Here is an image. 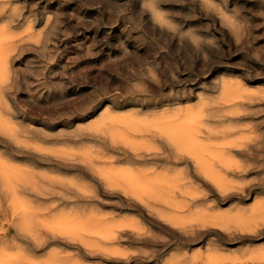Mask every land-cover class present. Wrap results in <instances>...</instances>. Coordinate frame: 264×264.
<instances>
[{
  "label": "rangeland",
  "instance_id": "374dc122",
  "mask_svg": "<svg viewBox=\"0 0 264 264\" xmlns=\"http://www.w3.org/2000/svg\"><path fill=\"white\" fill-rule=\"evenodd\" d=\"M26 25L31 27L26 28ZM36 33L37 37H32ZM26 36L33 40L28 41ZM0 59V124L5 125V129L0 125V246H3L0 251L5 246L4 252L17 264H48L57 257L63 262L73 258L81 264H115L107 262L103 256L140 258L153 253L162 264L172 254H193L199 247L196 253L201 252L204 256L209 251L216 255L222 253V259L227 255L226 264H264V219L260 220V216L264 217V0H0ZM194 111L199 115L202 113V122L195 123L197 115ZM171 113H177L178 118ZM184 113L191 114V118L187 117L190 123ZM164 114L173 119L169 121V117L167 121L168 116L164 117ZM179 118H186V121L183 119L184 126ZM146 120L147 123H143ZM175 120L180 122L174 123ZM115 121H118L117 125ZM126 121L129 124H125ZM170 123L171 127L167 126ZM179 125L195 131L199 140L192 144V150L190 143H175L174 140L170 144L173 138L163 137L167 132L163 131L164 126L182 129ZM154 126L160 127V133ZM219 127L215 133V128ZM3 131L9 132V136H4ZM132 137L142 138L135 140H140L135 145L139 147L137 150L132 146L135 142ZM226 140L229 144H224ZM142 141H146L144 145ZM180 146L183 152H179ZM38 148L42 149L41 153ZM176 148L180 149L178 154ZM60 152L62 156H59ZM212 155L217 156L216 159L219 157L218 161ZM220 160V164L225 161L226 165H220ZM229 160H232L231 164ZM199 161L215 168L211 170ZM207 161L210 162L207 164ZM113 170L123 173L112 175ZM177 172V182L172 181ZM216 172L222 173L219 174L222 177ZM167 174H170L169 183L166 182L169 178H164ZM220 178L225 180L222 179L218 186ZM169 189L173 191L169 192ZM89 191L93 194L89 195ZM20 198H25V202L21 201L22 209L27 211L20 210ZM26 201L31 204L32 211ZM252 205L260 207L254 209ZM201 206L204 211H198ZM153 207L156 212L151 209ZM23 211L25 216L21 214ZM107 221H116L117 226L110 229L108 223L109 227L104 228ZM99 226L102 227L99 229ZM105 238L107 240H103ZM92 242L97 246L92 247ZM86 245H92L91 249L84 248ZM111 245L113 247L109 249ZM104 248L109 249L106 250L108 254L102 252ZM119 249V254L123 251L122 255L118 254ZM124 251L127 255H123Z\"/></svg>",
  "mask_w": 264,
  "mask_h": 264
},
{
  "label": "bare ground",
  "instance_id": "6f19581e",
  "mask_svg": "<svg viewBox=\"0 0 264 264\" xmlns=\"http://www.w3.org/2000/svg\"><path fill=\"white\" fill-rule=\"evenodd\" d=\"M6 1H7V0H6ZM150 4H151V2H150ZM150 6H151V5H150ZM152 8H153V7H152ZM1 9H2V8H1ZM3 9H4V8H3ZM154 9H155V8H154ZM151 10H152V9H151ZM152 15H153V14H152ZM14 16H15V15H14ZM22 17H23V16H22ZM25 18H26V16H25ZM46 18H47V17H46ZM48 18H49V17H48ZM48 18H47V19H48ZM152 18H153V17H152ZM156 18H157V17H156ZM22 19H23V18H22ZM48 20H49V19H48ZM154 20H155V19H154ZM157 20H158V19H157ZM29 23H30V22H29ZM27 24H28V23H27ZM47 24H48V22L46 23V26H47ZM1 25H3V24H1ZM6 25H7V24H6ZM28 25H29V24H28ZM30 25H31V23H30ZM44 25H45V24H44ZM19 26H20V25H19ZM26 26H27V25H26ZM7 27H8V26H7ZM29 27H31V26H29ZM29 27L27 26L26 28H29ZM1 28H2V27H1ZM44 28H45V27H44ZM30 29H32V28H30ZM30 29L28 30V32L30 31ZM40 29H41V28H40ZM155 29H156V28H155ZM2 30H3V29H2ZM14 30H15V29H14ZM24 30H26V29H24ZM163 30H165V29H163ZM16 31H19V30H16ZM26 31H27V30H26ZM26 31H24L25 34L28 33V32H26ZM32 31H33V30H31V32H32ZM38 31H40V30H38ZM38 31H37V32H38ZM42 31H43V30L41 29V34H42ZM24 32H23V33H24ZM160 32H161V31H160ZM164 32H165V31H164ZM20 33H21V32H19V34H20ZM121 33H122V32H121ZM37 34H38V33H36V35H32V37H33V36H36V37H37ZM16 35H17V34H16ZM20 35H21V34H20ZM17 36H18V35H17ZM17 36H16V38H17ZM29 36H30V35H29ZM29 36H28V37H29ZM23 37H24V36H23ZM26 37H27V36H26ZM28 37L26 38L27 40L30 39V38H28ZM191 37H192V36H191ZM193 37H194V36H193ZM193 37H192V38H193ZM196 38H197V36H196ZM196 38H194V39H196ZM36 39H37V38H36ZM38 39H39V37H38ZM38 39H37V40H38ZM30 40H33V39L31 38ZM28 41H29V40H28ZM35 41H36V40H35ZM32 42H33V41H32ZM39 42H40V39H39ZM39 42H38V43H39ZM27 44H28V43H27ZM35 44H37V43L35 42ZM29 45H30V44H29ZM37 45H39V44H37ZM5 47H6V46H5ZM20 47H21V46H20ZM49 47H50V46H49ZM21 51H22V50H21ZM37 53H38V52H37ZM7 56H8V55H7ZM17 57H18V56H17ZM22 57H23V56H22ZM56 59H57V58H56ZM0 60H2V59H0ZM51 63H52V62H51ZM53 64H54V63H53ZM68 65H69V64H68ZM78 65H79V64H78ZM156 65H157V64H156ZM41 66H42V65H41ZM51 67H52V66H51ZM68 67H69V66H68ZM2 68H3V67H2ZM41 68H42V67H41ZM48 69H49V68H48ZM6 71H7V70H6ZM0 73H1V72H0ZM34 77H35V76H34ZM5 78H6V76H5ZM50 78H51V76H50ZM2 79H3V78H2ZM52 80H53V79H52ZM8 81H9V80H8ZM146 82H147V81H146ZM146 82H145V84H146ZM222 82H225V81H222ZM7 83H8V82H7ZM60 83H61V82H60ZM261 83H262V82H261ZM112 84H113V83H112ZM221 84H222V83H221ZM36 85H37V84H36ZM151 85H152V84H151ZM225 85H226V84H225ZM231 85H232V84H231ZM235 85H236V84H235ZM0 86H1V85H0ZM230 87H231V86H229V88H230ZM88 88H89V87H88ZM88 88H87V89H88ZM225 88H226V86H225ZM225 88H224V89H225ZM229 88H228V90L230 91ZM238 88H239V87H238ZM39 89H40V88H39ZM226 89H227V88H226ZM226 89H225V90H226ZM241 89H242V88H241ZM245 90H246V89H245ZM107 91H108V90H107ZM152 91H153V89H152ZM222 91H223V95H225V94H224V90H222ZM226 91H227V90H226ZM235 91H236V90H235ZM240 91H241V90H240ZM41 92H42V91H41ZM39 93H40V92H39ZM57 93H58V92H57ZM226 93H227V92H226ZM237 93H238V91H237ZM0 94H2V92H1ZM231 94H232V92H231ZM241 94H242V93H241ZM253 94H254V93H253ZM221 95H222V94H221ZM221 95H220V96H221ZM238 95H240V94H238ZM44 96H45V95H44ZM110 96H111V95H110ZM230 96H231V95H230ZM230 96H229V97H230ZM251 96H252V95H251ZM201 97H202V96H201ZM208 97H209V95H208ZM202 98H203V100H205L204 97H202ZM202 98H201V99H202ZM234 98H235V96H234ZM241 98H242V97H241ZM100 99H102V98H100ZM223 99H224V98H223ZM225 99H226V98H225ZM236 99H237V98H236ZM249 99H250V98H249ZM263 99H264V98H263ZM239 100H241V99H239ZM253 100H254V99H253ZM99 101H100V100H99ZM205 101H206V100H205ZM205 101H203V102H205ZM221 101H222V100H221ZM233 101L235 102V100H233ZM237 101H238V100H237ZM251 101H252V100H251ZM200 102L202 103V101H200ZM206 102H208V100H207ZM206 102H205V103H206ZM258 102H259V101H258ZM97 103H98V102H97ZM97 103H96V104H97ZM129 103H130V102H129ZM153 103H154V102H153ZM225 103H226V102H225ZM107 104H108V103H107ZM151 104H152V103H151ZM211 104H216V103H211ZM26 105H27V104H26ZM160 105H161V104H160ZM205 105H206V104H205ZM24 106H25V105H24ZM200 106H201V105H199V107H200ZM211 106H213V105H211ZM9 107H10V106H8L7 108H9ZM50 107H51V106H50ZM164 107H165V106H164ZM167 107H168V106H167ZM177 107H178V106H177ZM188 107H189V106H188ZM197 107H198V106H197ZM205 107H206V106H205ZM229 107H230V105H229ZM26 108H27V107H26ZM105 108H107V107H105ZM105 108H104V109H105ZM172 108H173V107H172ZM189 108H190V107H189ZM203 108H204V105H202V108H201V109L203 110ZM211 108H212V107H211ZM232 108H233V107H232ZM236 108H237V107H236ZM236 108H235V109H236ZM167 109H168V108H167ZM176 109H177V108H176ZM191 109H192V108H191ZM107 110H108V109H107ZM107 110H106V111H107ZM148 110H149V109H148ZM173 110H174V109H173ZM188 110H189V109H188ZM188 110L186 109L185 111L188 112ZM231 110H233V109H230V111H231ZM239 110H240V109H239ZM179 111H180V110H179ZM198 111L200 112V110H198ZM209 111H211V110H209ZM226 111H227V110H226ZM237 111H238V110H237ZM257 111H258V110H257ZM98 112H99V111H98ZM98 112H97V113H98ZM103 112L105 113L104 110H103ZM109 112H110V111H109ZM162 112H163V111H162ZM167 112H169V111H167ZM167 112H166V113H167ZM175 112H176V111H175ZM191 112H192V111H190V113H191ZM194 112H195V111H194ZM232 112H233V111H232ZM234 112L237 113L236 111H234ZM234 112H233V113H234ZM238 112H239V111H238ZM247 112H248V111H247ZM250 112H251V110H250ZM87 113H88V112H87ZM89 113H90V112H89ZM104 113H103V114H104ZM110 113H111V112H110ZM132 113H133V112H132ZM177 113L179 114V112H177ZM177 113H176V114L173 113V114H175L176 117H177ZM210 113H211V112H209V114H210ZM226 113H227V112H226ZM233 113H231V115H232ZM253 113H254V111H253ZM103 114H102V115H103ZM114 114H115V113H114ZM116 114H117V113H116ZM116 114H115V115H116ZM129 114H130V113H129ZM173 114L171 113V115H173ZM184 114H185V113H184ZM194 114H196V112H195ZM201 114H202V113H201ZM201 114H200V115H201ZM214 114H215V113H214ZM216 114H217V113H216ZM240 114H241V112H240ZM46 115H47V114H46ZM98 115H99V114H98ZM109 115H110V114H109ZM119 115L121 116V114H119ZM168 115H169V113H168ZM168 115H167V114H164V117H165V116H168ZM171 115L168 116V118H166L167 121H168L169 117H170L169 121H171V118H172ZM175 115H174V116H175ZM185 115H188V116H186V118H187V117H189L191 114L189 115V113H187V114H185ZM196 115H197V118H196L195 120H197V121H196L195 123L202 122V121H201L202 117H201L198 113H197ZM196 115H195V117H196ZM198 115L201 117L199 121H198V118H199ZM206 115H207V114H206ZM212 115H213V114H212ZM234 115H235V114H234ZM248 115H249V114H248ZM2 116H3V115H2ZM6 116H7V115H5V117H6ZM47 116H48V115H47ZM137 116H138V115H137ZM147 116H148V115H147ZM161 116H162V113H161ZM178 116H179V115H178ZM192 116H194V115L192 114ZM202 116H205V113H203ZM217 116H220V117H221V115H217ZM259 116H260V115H259ZM0 117H1V116H0ZM7 117H8V116H7ZM101 117L104 118V116H101ZM114 117H117V116H114ZM114 117H112V118H114ZM130 117H131V115H128V118H130ZM155 117H156V116H155ZM164 117H163V119H165ZM176 117H174V118H176ZM179 117H180V116H179ZM208 117H209V116H208ZM214 117H215V115H214ZM244 117H245V116H244ZM246 117H247V116H246ZM103 118H102V119H103ZM125 118H126V116H125ZM132 118H133V115H132ZM138 118H139V117H138ZM138 118H137V119H138ZM142 118H144V117H142ZM145 118H146V117H145ZM177 118H178V117H177ZM186 118H183V119L186 121ZM189 118H191V116H190ZM253 118H254V117H253ZM24 119H25V118H24ZM72 119H73V118H72ZM97 119H99V118H97ZM115 119H116V118H115ZM135 119H136V117H135ZM147 119H152V118H147ZM155 119H156V118H155ZM172 119H173V118H172ZM180 119H182V118H179V120H180ZM183 119L180 120V121H183V126H184V120H183ZM192 119H193V117H192ZM227 119H228V118H227ZM262 119H263V118H262ZM95 120H96V119H95ZM100 120H101V119H100ZM109 120H110V117H109ZM122 120H124V119H122ZM131 120H133V119H131ZM152 120L154 121V117H153ZM157 120H160V118H157ZM157 120H156V122H157ZM179 120H178V121H179ZM187 120H188L187 122H189V119H188V118H187ZM195 120H194V121H195ZM220 120H221V119H220ZM220 120H219V121H220ZM5 121H6V120H5ZM92 121H93V120H92ZM98 121H99V120H98ZM113 121H114V120H113ZM118 121H119V119H118ZM118 121H117V122H118ZM120 121H121V120H120ZM120 121H119V122H120ZM128 121H129V120H128ZM128 121H126V122H124V123L127 124ZM149 121H150V120H149ZM149 121H148V122H149ZM160 121H162V119H161ZM160 121H159V122H160ZM178 121L175 120L174 123H175V122L178 123ZM180 121H179V122H180ZM191 121H192V120H191ZM12 122H13V121H12ZM90 122H91V121H90ZM95 122L97 123V121H95ZM102 122H103V120H102ZM111 122H112V121H111ZM115 122H116V121H115ZM117 122H116V125H117ZM130 122H131V121H130ZM135 122L139 123L137 120H135ZM165 122H166V120H165ZM192 122H193V121H192ZM206 122H207V121H206ZM221 122H222V120H221ZM255 122H256V121H255ZM257 122H258V121H257ZM261 122H262V121H261ZM103 123H104V122H103ZM112 123H114V122H112ZM112 123H111V124H112ZM124 123H122V125H123ZM131 123H132V122H131ZM143 123H147V120H146V122H143ZM149 123H150V122H149ZM160 123L162 124L163 122H160ZM177 123L175 124L176 127H178V126H177ZM189 123H190V122H189ZM193 123H194V122H193ZM195 123H194V124H195ZM5 124H6V123H5ZM11 124H12V123H11ZM13 124L16 126L15 123H13ZM13 124H12V126H13ZM50 124H53V123H50ZM50 124H49V125H50ZM57 124H58V122H57ZM125 124H124V126H125ZM128 124H129V122H128ZM140 124H141V123H140ZM140 124H139V126H140ZM157 124H159V123H157ZM161 124H159V125H161ZM164 124H165V123H164ZM191 124H192V123H191ZM217 124H218V122H217ZM217 124H216V125H217ZM258 124H259V123H258ZM258 124H257V125H258ZM0 125H1V124H0ZM7 125H8V124H7ZM9 125H10V124H9ZM84 125H85V124H84ZM95 125L97 126V124H95ZM107 125H108V124H107ZM120 125H121V124H120ZM120 125H119V126H120ZM137 125H138V124H137ZM141 125H142V124H141ZM144 125H145V128H147V127H146V124H144ZM151 125H152V124H151ZM155 125H156V124H155ZM165 125H166V124H165ZM188 125H190V124H188ZM199 125H201V124H199ZM202 125H204V122L202 123ZM202 125H201V126H202ZM213 125H214V124H213ZM219 125H220V124H219ZM243 125H244V124H243ZM3 126H4V127H2V125H1V127L5 129V125H3ZM78 126H79V125H78ZM89 126H90V125H89ZM102 126H103V125H101V127H102ZM104 126H105V125H104ZM111 126H112V125H111ZM139 126H137V128H140ZM167 126L171 127V123H170V125L167 124ZM167 126H164V128H165V127H166V128L163 130V131H167L166 134L163 135L165 132H164V133L162 132V133H163L162 135H163V137H165L166 135H169V137L171 136V137L173 138L172 140L170 139V140H171V141H170V144H171V142L174 141V140H176L175 143H177V141H179V143L184 141L183 143L186 142V143H190V144H191L190 147H191V150H192V144H196V143L198 142V140H199V139L197 138V136L194 135V134H195V133H194L195 131H194L193 129H189V128H186V127L183 128V127H181L180 125H179V126H180L182 129H179V128H178V129H177V128H169V127H167ZM173 126H174V125H173ZM196 126H197V125H195V127H196ZM211 126H212V125H211ZM222 126H224V125H222ZM225 126H226V124H225ZM13 127H14V126H13ZM31 127H33V126L31 125ZM79 127H80V126H79ZM81 127H82V125H81ZM128 127H129V125H128ZM130 127H131V126H130ZM154 127H156V126H154ZM157 127H158V126H157ZM157 127H156L155 129H156V130H159L160 127H159V128H157ZM162 127H163V126H162ZM187 127H188V126H187ZM199 127H200V126H199ZM204 127H205V125H204ZM228 127H231V126L229 125ZM235 127H236V126H235ZM2 128H1V129H2ZM15 128H16V127H15ZM75 128H76V127H75ZM82 128H83V127H82ZM97 128H98V127H97ZM107 128H108V127H107ZM131 128H132V127H131ZM142 128H144V127H142ZM201 128H203V126H202ZM207 128H208V127H207ZM210 128H211V127H210ZM6 129H7V128H6ZM10 129H11V127L9 128V132L11 131ZM16 129L18 130V128H16ZM78 129H79V128H78ZM113 129H114V128H113ZM140 129H141V128H140ZM147 129H148V128H147ZM151 129H152V128H151ZM151 129H150V130H151ZM155 129H154V130H155ZM162 129H163V128H162ZM162 129H161V131H162ZM203 129H204V128H203ZM208 129H209V128H208ZM219 129H220V127L217 128V129L215 128V130H216L215 133H217V131H218ZM222 129H224V128H222ZM231 129H232V127H231ZM231 129H230V130H231ZM233 129H234V128H233ZM235 129H236V128H235ZM235 129H234V130H235ZM17 130L15 131V133L17 132ZM103 130H104V129H103ZM115 130H117V129H115ZM121 130H122V129H121ZM123 130H124V128H123ZM128 130H129V129H128ZM135 130H137V129H135ZM138 130H139V129H138ZM142 130H143V129H142ZM156 130H155V131H156ZM195 130H197V129L195 128ZM199 130H200V129H199ZM230 130H229V131H230ZM27 131H28V130H27ZM71 131H72V130H71ZM95 131H96V130H95ZM97 131H99V130H97ZM145 131H146V130H145ZM151 131H152V130H151ZM211 131H212V129H211ZM226 131H227V130H226ZM235 131H236V130H235ZM1 132H2V131H1ZM5 132H6V131H5ZM7 132H8V131H7ZM9 132H8V133H9ZM12 132H13V131H12ZM24 132H25V131H24ZM29 132H30V131H29ZM89 132H90V131H89ZM100 132H101V131H100ZM111 132H112V131H111ZM113 132H114V131H113ZM121 132H122L121 134H123V131H121ZM124 132H125V131H124ZM142 132H143V131H142ZM147 132H148V131H147ZM147 132H146V133H147ZM156 132H157V131H156ZM209 132H210V131H209ZM222 132H224V131H222ZM3 133H4V131H3ZM8 133H7V134L4 133V136H5V135H8ZM10 133H11V132H10ZM13 133H14V132H13ZM13 133H12V134H13ZM81 133H82V132H81ZM105 133H106V132H105ZM109 133H110V132H109ZM116 133H117V132H116ZM116 133H115V134H116ZM132 133H134V132H132ZM136 133H137V132H136ZM138 133H139V132H138ZM159 133H160V130H159ZM167 133H169V134H167ZM210 133H211V132H210ZM102 134H103V133H102ZM115 134H114V135H115ZM170 134H171V135H170ZM15 135L18 136L17 134H14L13 136H15ZM24 135H25V134H24ZM26 135H27V133H26ZM28 135H29V134H28ZM114 135H113V136H114ZM125 135H126V134H125ZM127 135H128V134H127ZM197 135H200V134H197ZM218 135H219V132H218ZM220 135H221V134H220ZM8 136H9V135H8ZM11 136H12V135H11ZM11 136L9 137L10 139H11ZM108 136H109V135H108ZM121 136H124V134L121 135ZM128 136H129V135H128ZM128 136H127V138L130 139V142L132 143V139L129 138L130 136H129V137H128ZM213 136H214V135H213ZM236 136H237V135H235V137H236ZM240 136H241V134H240ZM6 137H7V136H6ZM23 137H24V136H23ZM105 137H106V136H105ZM111 137H112V136H111ZM171 137H170V138H171ZM237 137H238V136H237ZM109 138H110V137H109ZM115 138L117 139V136H116ZM118 138L123 139V138H121V137H118ZM132 138L134 139L133 142H134L136 139H137V140H138V139H142V138H134V137H132ZM145 138H146V137H145ZM147 138H148V137H147ZM166 138H168V137H166ZM233 138H234V137H233ZM12 139H14V137H12ZM12 139H11V140H12ZM116 139H115V140H116ZM120 139H119V140H120ZM143 139H144V138H143ZM231 139H232V138H231ZM126 140H127V139H126ZM217 140H218V139H217ZM229 140H230V139H229ZM241 140H242V139H241ZM243 140H246L245 137L243 138ZM243 140H242V141H243ZM121 141L123 142V140H121ZM124 141H125V138H124ZM224 141H225V140H224ZM232 141H233V140H232ZM15 142H16V141H15ZM27 142H28V140H27ZM130 142L128 141V143H130ZM139 142H140V140L137 141V142L135 141V142H134V145H132V144H128V145H132V146H134L135 149H136L138 146L136 147L135 145H136V144L138 145ZM142 142H143V141H142ZM144 142H146V141H144ZM144 142H143L142 145H144ZM149 142H150V141L148 140V143H149ZM222 142H223V141H222ZM222 142L220 143V145L223 146ZM226 142H227V140H226ZM226 142H225V143L223 142V143H224V144H229V143H228L229 141H228L227 143H226ZM18 143H20V142L18 141ZM37 143H38V141H37ZM112 143L115 144V142H112ZM116 143H117V140H116ZM124 143H126V142H124ZM148 143H147V146H148L149 144H151V143H149V144H148ZM179 143H178V144H179ZM200 143H201V140H200ZM204 143L207 144V142H204ZM212 143H213V142H212ZM217 143H219V141H218ZM217 143H215L214 145L216 146ZM230 143H231V142H230ZM240 143H241V142H240ZM243 143H244V141H243ZM20 144H21V143H20ZM20 144H19V145H20ZM22 144H23V143H22ZM64 144H65V143H64ZM178 144H177V147H178ZM190 144H189V145H190ZM198 144H199V143H198ZM62 145H63V144H62ZM112 145H113V144H112ZM122 145H123V143H122ZM139 145H140V144H139ZM151 145H152V144H151ZM174 145H175V144H173L172 146H174ZM204 145H205V144H204ZM236 145H237V144H236ZM22 146H23V145H22ZM47 146H48V145H47ZM89 146H90V145H89ZM89 146H88V147H89ZM115 146H116V145H115ZM149 146H150V145H149ZM182 146H183V145H182ZM195 146H197V145H195ZM209 146H210V143H209ZM226 146H227V145H226ZM231 146H233V145L231 144ZM249 146H250V145H249ZM36 147H37V144H36ZM38 147H39V146H38ZM45 147H46V146H45ZM95 147H96V146H95ZM130 147H131V146H130ZM180 147H181V146H180ZM183 147H184V146H183ZM186 147H187V146H186ZM200 147H202V146H200ZM219 147H220V146H219ZM28 148H29V147H28ZM53 148H54V147H53ZM55 148H56V147H55ZM57 148H58V147H57ZM60 148H61V147H60ZM91 148H92V147H91ZM138 148H139V147H138ZM147 148H148V147H147ZM29 149H30V148H29ZM31 149H32V148H31ZM33 149H34V148H33ZM33 149H32V150H33ZM35 149H36V148H35ZM38 149H39V148H38ZM40 149H41V148H40ZM40 149H39V150H40ZM44 149H45V148H44ZM62 149H63V148H62ZM92 149H94V147H93ZM129 149H130V148H129ZM131 149H132V148H131ZM143 149H144V147H143ZM143 149H142V151H143ZM183 149H184V151H185L186 148H183ZM203 149H204V148H203ZM203 149H201V150H203ZM214 149H215V148H214ZM39 150H38V151H39ZM41 150H42V149H41ZM41 150H40V153H41ZM47 150H48V149H47ZM58 150H60V149L58 148ZM72 150H73V149H72ZM72 150H71V151H72ZM78 150H79V149H78ZM85 150H88V152H89V149H88V148H86ZM85 150H83V153H84ZM136 150H137V149H136ZM146 150H148V149H146ZM173 150H174V148H173ZM176 150H177V154H178L179 152L182 151V147H181V150L178 149V148H176ZM178 150H180V151L178 152ZM199 150H200V149H199ZM205 150H206V149H205ZM209 150H210V149H209ZM209 150H208V151H209ZM216 150H217V149H216ZM4 151H5V150H4ZM36 151H37V150H36ZM36 151H35V152H36ZM38 151H37V152H38ZM55 151H56V150H55ZM55 151H54V152H55ZM66 151H67V150H66ZM69 151H70V148H69ZM93 151H94V150H93ZM132 151H133V153H134V150H132ZM193 151H195V150H193ZM213 151H214V150H213ZM42 152H44V151H42ZM45 152H46V151H45ZM50 152H51V151H50ZM50 152H49V153H50ZM67 152H68V151H67ZM77 152H78V151H77ZM79 152L81 153L82 151H79ZM137 152H138V151H137ZM182 152H183V151H182ZM187 152H188V151H187ZM201 152H203V151H201ZM201 152H200L199 155H202ZM210 152H211V150H210ZM220 152H221V149H220V151H219V154H221ZM223 152H224V150H222V153H223ZM49 153H48V154H49ZM56 153H57V151H56ZM61 153H62V152H60V154H61ZM72 153H74V151H73ZM75 153H76V152H75ZM80 153H79V154H80ZM85 153H86V152H85ZM189 153H190V152H189ZM189 153H187V154H189ZM193 153H194V152H193ZM206 153L208 154L207 150H206ZM212 153H213V152H212ZM23 154H24V153H23ZM58 154H59V153H58ZM64 154H65V153H64ZM81 154H82V153H81ZM81 154H80V155H81ZM177 154H176V155H177ZM187 154H186V155H187ZM194 154H195V153H194ZM194 154H193V156H194ZM209 154H211V153H209ZM213 154H214V153H213ZM216 154L219 155L217 152H216ZM216 154H214V155H216ZM224 154H225V152H224ZM33 155H34V154H33ZM33 155H32V156H33ZM53 155H55V156L57 157L56 154H53ZM66 155H67V154H66ZM182 155H183V154H182ZM191 155H192V154H191ZM199 155H197V158H198ZM204 155H205V154H204ZM214 155H212V157H213L214 159H216L217 156L214 157ZM11 156H12V155H11ZM50 156H51V155H50ZM59 156H62V154L59 155ZM74 156H76V155H74ZM85 156H86V155H85ZM98 156H99V155H98ZM189 156H190V154H189ZM206 156H207V155H206ZM220 156H222V155H220ZM13 157H14V156H13ZM21 157H22V156H21ZM90 157H91V156H90ZM95 157H96V156H95ZM108 157H109V156H108ZM194 157H196V154H195ZM226 157H227V156H226ZM27 158H29V157H27ZM27 158H26V159H27ZM53 158H54V157H53ZM72 158H73V157H72ZM84 158H86V157H84ZM114 158H115V157H114ZM197 158H196V159H197ZM200 158H201V157H199L198 159H200ZM204 158H205V157H204ZM218 158H219V157H218ZM218 158L216 159L217 161H218ZM221 158H222V157H221ZM221 158H220V159H221ZM224 158H225V157H224V155H223V159H224ZM87 159H88V158H87ZM89 159H90V158H89ZM104 159L106 160L107 158L105 157ZM104 159H102V160H104ZM111 159H112V156H111ZM132 159H133V158H132ZM194 159H195V158H194ZM202 159H203V158H202ZM202 159H201V160H202ZM211 159H212V158H211ZM214 159H213V160H214ZM223 159H222V161H223ZM6 160H7V159H6ZM90 160H91V159H90ZM225 160H226V159H225ZM232 160H233V159H232ZM232 160H229V164L232 163ZM234 160H236V159H234ZM189 161H190V160H189ZM194 161H196V160H194ZM210 161H211V160H210ZM210 161H207V164H208V162H210ZM214 161H215V160H214ZM230 161H231V163H230ZM240 161H241V160H239V162H240ZM38 162H39V161H38ZM197 162H198V160H197ZM204 162H205V161H204ZM220 162H221V160L219 161V164H220ZM239 162H237V163L239 164ZM81 163H82V162H81ZM199 163L201 164V163H203V162H200V161H199ZM39 164H40V163H39ZM83 164H84V163H83ZM196 164L199 165L198 163H196ZM196 164H195V166H196ZM203 164H204V163H203ZM203 164H202V165H203ZM213 164H214V163H213ZM224 164L226 165L225 161L223 162V165H224ZM233 164H234V163H233ZM95 165H96V164H95ZM202 165H201V168H202ZM204 165L207 166V165H206V162H205ZM204 165H203V166H204ZM220 165H222V164H220ZM223 165H222V166H223ZM235 165H236V163H235ZM240 165H241V163H240ZM255 165H256V164H255ZM12 166H13V165H12ZM46 166H47V165H46ZM199 166H200V165H199ZM208 166H211V167H208ZM208 166H207V168H210L211 170H212L213 168H215V167L212 168V165H211L210 163H209ZM222 166H221V167H222ZM7 167H8V166H7ZM9 167H11V166H9ZM22 167H23V166H22ZM96 167H97V166H96ZM101 167H102V166H101ZM104 167H106V166H104ZM104 167H103V168H104ZM121 167H122V166H121ZM149 167H150V166H149ZM189 167H190V166H189ZM196 167H197V166H196ZM226 167H227V166H225L224 168L226 169ZM16 168H17V167H16ZM48 168H49V167H48ZM83 168H84V167H83ZM92 168H93V167H92ZM111 168H112V167L110 166V169H111ZM122 168H123V167H122ZM183 168H184V167H183ZM199 168H200V167H199ZM201 168H200V170H201ZM248 168H250V167H248ZM19 169H20V167H19ZM97 169H98V168H97ZM99 169H100V167H99ZM120 169H121V168H120ZM120 169H119V170H120ZM178 169H179V168H178ZM178 169H176V171H177ZM210 169H209L208 172H210ZM228 169H229V168H228ZM13 170H14V169H13ZM13 170H12V172H13ZM20 170H21V169H20ZM25 170H26V169H25ZM30 170H31V169H30ZM106 170L110 171L109 169H106ZM111 170H112V169H111ZM123 170H124V172H126L124 168H123ZM205 170H206V169H205V167H204L203 171H205ZM231 170H232V169H231ZM248 170H249V169H248ZM16 171H17V170H16ZM33 171H35V169H34ZM89 171H90V170H89ZM101 171H102V170H101ZM103 171H104V170H103ZM103 171H102V172H103ZM116 171H117V170H116ZM178 171H179V170H178ZM214 171H215V170H214ZM226 171H227V170H226ZM20 172H21V171H20ZM41 172H42V171H41ZM91 172H92V171H91ZM96 172H98V171H96ZM113 172H114V173H113ZM157 172H158V171H157ZM157 172H156V173H157ZM172 172H173V171H172ZM179 172H181V171H179ZM179 172H177V175H174V178L172 177V175L170 176V177H172V178H171L172 181H174L175 179H177V177H178V173H179ZM199 172H200V171H199ZM212 172H213V171H211V174H212ZM218 172H219V170H218ZM218 172H216V173H218ZM28 173H29V172H28ZM93 173H94V172H93ZM100 173H101V172H100ZM103 173H104V172H103ZM103 173H102V174H103ZM106 173H107V172H106ZM106 173H105V175H106ZM111 173H112V175H114V174L116 175V173L118 174V172L115 173V170L111 171ZM121 173H123V172H120L119 174H121ZM160 173H161V171H160ZM162 173H163V172H162ZM162 173H161V174H162ZM165 173H166V172H165ZM174 173H175V172H174ZM195 173H196V172H195ZM195 173H194V174H195ZM206 173H207V172H206ZM206 173H204V176L207 175ZM214 173H215V172H214ZM13 174H14V173H13ZM20 174H21V173H20ZM23 174H24V173H23ZM29 174H30V173H29ZM119 174H118L117 176H119ZM127 174H128V173H127ZM161 174H159V175H161ZM171 174H173V173H171ZM175 174H176V173H175ZM196 174H197V173H196ZM201 174H202V172H201ZM219 174L222 175V173H218V177L221 176V175L219 176ZM232 174H234V173H232ZM16 175H18V172L16 173ZM16 175H15V176H16ZM169 175H170V174H169ZM169 175H168V174H167V176L165 175L164 178H167V179H168V178H169ZM213 175H214L213 177L216 176L215 174H213ZM234 175H235V174H234ZM12 176H13V175H12ZM52 176H53V174H52ZM106 176L108 177V175H106ZM106 176H105V177H106ZM175 176H177V177L175 178ZM49 177H51L50 174H49ZM54 177H55V175H54ZM57 177H58V176H57ZM221 177H222V176H221ZM9 178H10V176H9ZM55 178H56V177H55ZM55 178H53V179H55ZM58 178H59V177H58ZM64 178H65V177H64ZM72 178L74 179V177H72ZM109 178H110V177H109ZM122 178H123V177H122ZM122 178H121V179H122ZM128 178H129V176H128ZM179 178H180V177H179ZM179 178H178V179H179ZM208 178H210V177H207V179H208ZM216 178H217V177H216ZM223 178H224V176H223ZM223 178H220V179L218 180V181H220V183H219L218 186H220V185H221V182H222L223 180H225L227 177H225V179H223ZM261 178H263V177L261 176ZM61 179H62V178H61ZM68 179H70V178H68ZM101 179H102V178H101ZM103 179H105V178H103ZM119 179H120V178H119ZM222 179H223V180H222ZM230 179H232V178H230ZM230 179H228V181H229ZM252 179H253V178H252ZM256 179H257V177H256ZM6 180H7V179H6ZM11 180H12V179H11ZM37 180H38V179H37ZM59 180H60V179H59ZM130 180H132V179H130ZM162 180H163V179H162ZM169 180H170V178L168 179V181H166V180H165V181H166L167 183H169ZM183 180H184V179H183ZM209 180H210V179H209ZM211 180H212V179H211ZM237 180H238V179H237ZM56 181H57V180H56ZM64 181H65V180H64ZM67 181H68V180H67ZM92 181H94V180H92ZM103 181H104V180H103ZM106 181H108V180H106ZM113 181H114V179H113ZM123 181H124V179H123ZM163 181H164V180H163ZM175 181L177 182V180H175ZM188 181H189V180H188ZM190 181H191V180H190ZM247 181H249V180H246V182H247ZM250 181H251V180H250ZM258 181H259V180H258ZM6 182H7V181H6ZM9 182H10V181H9ZM38 182H39V181H38ZM109 182L111 183V178H110V181H109ZM132 182H133V181H132ZM166 182H165V183H166ZM176 182H175V183H176ZM182 182H183V181H182ZM246 182H245V183H246ZM255 182H256V180H255ZM1 183H2V182H1ZM10 183H11V182H10ZM25 183H26V182H25ZM66 183H67V182H66ZM110 183H108V184L110 185ZM124 183H125V182H124ZM173 183H174V182H173ZM224 183H225V182H224ZM238 183H239V182H238ZM242 183H243V182H242ZM245 183H243V184H245ZM33 184H34V183H33ZM67 184H68V183H67ZM67 184H66V185H67ZM116 184H118V183H116ZM116 184H115V186H116ZM125 184H127V183H125ZM180 184H181V183H180ZM231 184H232V183H231ZM239 184H240V183H239ZM246 184H247V183H246ZM5 185H6V184H5ZM7 185H8V184H7ZM10 185L12 186V184H10ZM17 185H19V184H17ZM30 185H31V184H30ZM72 185H73V184H72ZM111 185H112V183H111ZM111 185H110V186H111ZM168 185H171V184H168ZM178 185H179V184H178ZM178 185H177V186H178ZM196 185H197V184H196ZM232 185H233V184H232ZM234 185H235V184H234ZM234 185H233V186H234ZM21 186H22V185H21ZM24 186H25V185H24ZM27 186H28V185H27ZM70 186H71V185H70ZM115 186H114V187H115ZM120 186H121V185H120ZM165 186H166V185H165ZM165 186H164V187H165ZM172 186H173V185H172ZM175 186H176V185H175ZM214 186H215V185H214ZM233 186H232V187H233ZM238 186H239V185H238ZM238 186H237V187H238ZM4 187H5V186H3V188H4ZM22 187H23V186H22ZM121 187H122V186H121ZM121 187L118 186L119 189H120ZM129 187H130V186H129ZM166 187H167V186H166ZM184 187H185V186H184ZM222 187H224V184H222ZM6 188H7V187H6ZM107 188H108V187H107ZM126 188H127V187H126ZM172 188H173V187H172ZM200 188H202V187H200ZM200 188H199V189H200ZM203 188H204V187H203ZM238 188H239V187H238ZM20 189H21V188H20ZM109 189H111V188H109ZM164 189H165V188H164ZM170 189H171V188H170ZM170 189H169V190H170ZM175 189H176V188H175ZM185 189H187V188H185ZM234 189H235V188H234ZM234 189H233V190H234ZM3 190H5V188H4ZM12 190H13V189H12ZM121 190H122V189H121ZM123 190H124V189H123ZM162 190H163V189H162ZM169 190H168V191H169ZM176 190H177V189H176ZM178 190H180L179 187H178ZM231 190H232V189H231ZM237 190H238V189H237ZM84 191H85V194H87V193H86V190H84ZM124 191H126V190H124ZM172 191H173V190H172ZM172 191L170 190L169 192H172ZM191 191H192V190H191ZM194 191H195V190H194ZM200 191H201V190H200ZM92 192H93V191H89L90 194H89V193H88V194L91 195ZM175 192H176V191H175ZM202 192H203V191H202ZM240 192H241V191H240ZM82 193H84V192H82ZM94 193H95V192H94ZM126 193H127V192H126ZM160 193H161V192H160ZM162 193H163V191H162ZM182 193H184V192H182ZM182 193H181V194H182ZM192 193H193V192H192ZM205 193H206V192H204V194H205ZM13 194H14V193H13ZM15 194H16V193H15ZM43 194H44V193H43ZM92 194H93V193H92ZM134 194H135V193H134ZM170 194H172V193H170ZM170 194H169V195H170ZM194 194H195V192H194ZM250 194H251V193H250ZM8 195H9V194H8ZM16 195H17V194H16ZM18 195L20 196L19 193H18ZM123 195H124V193H123ZM131 195H132V194H131ZM222 195H223V194H222ZM222 195H221V196H222ZM19 196H16V197H19ZM160 196H161V195H160ZM162 196L165 197V194H163ZM166 196H167V195H166ZM173 196H175V195H173ZM182 196H183V194H182ZM187 196H188V195H187ZM198 196H199V195H197L196 198H198ZM16 197H15V198H16ZM21 197H22V196H21ZM126 197H127V196H126ZM164 197H163V198H164ZM191 197H192V196H191ZM194 197H195V196H194ZM194 197H193V198H194ZM250 197H251V196H250ZM9 198H10V197H9ZM26 198H28V197H26ZM40 198H41V197H40ZM135 198H136V197H135ZM154 198H156V197H154ZM163 198H162V199H163ZM168 198H169V197H168ZM186 198H187V197H186ZM211 198H212V197H211ZM20 199H21V200H20L21 205H19V206H21V207H19V208H20V210H21L22 208H24V207H23V206H24V205H23V202H25V198H23L24 200H22V198H20ZM152 199H153V198H152ZM158 199H159V198L157 197V200H158ZM165 199H166V197H165ZM165 199H164V200H165ZM8 200H9V199H8ZM106 200H107V199H106ZM136 200H137V199H136ZM168 200H169V199H167V200H165V201H168ZM14 201H15V200H14ZM21 201H23V202H21ZM154 201H156V200H154ZM159 201H160V200H159ZM177 201H178V200H177ZM182 201H183V200H182ZM196 201H197V200H196ZM254 201H256V200H254ZM261 201H262V200H261ZM11 202H12V201H11ZM26 202L29 203L28 201H26ZM140 202H141V201H140ZM142 202H143V201H142ZM162 202H163V201H162ZM168 202H169V201H168ZM187 202H188V201H187ZM187 202H186V203H187ZM256 202H257V201H256ZM9 203H10V201H9ZM144 203H145V202H144ZM164 203H165V202H164ZM170 203H171V202H170ZM175 203L177 204V202H175ZM180 203H181V202H180ZM186 203H185V204H186ZM17 204H18V203H17ZM29 204H30V203H29ZM29 204H27V205L25 204V205L28 206ZM172 204H174V203L172 202ZM181 204H182V203H181ZM207 204H208V203H207ZM210 204H212V203L210 202ZM224 204H225V203H224ZM253 204H255V202H253ZM260 204H261V203H260ZM260 204H259V205H260ZM22 205H23V206H22ZM144 205H145V204H143V206H144ZM167 205H168V204H167ZM12 206H13V205H12ZM30 206H31V204H30ZM30 206H29V207H30ZM176 206H177V205H176ZM176 206H175V207H176ZM207 206H208V205H207ZM253 206H254V205H252V207H253ZM255 206H256V205H255ZM255 206H254V209H255ZM148 207H149V205H148ZM173 207H174V206H173ZM182 207H183V206H182ZM196 207H197V206H196ZM257 207H258V205L256 206V208H257ZM259 207H260V206H259ZM259 207H258V208H259ZM19 208H18V210H19ZM27 208H28V207H27ZM90 208H91V207H90ZM126 208H127V207H126ZM149 208H150V207H149ZM157 208H158V207H157ZM179 208H180V207H179ZM179 208H178V209H179ZM197 208H198V207H197ZM206 208H207V207H206ZM229 208H230V207H229ZM245 208H246V207H245ZM28 209H30V208H28ZM151 209H154L153 211L156 212V211H155V210H156L155 207H153V208H151ZM158 209H159V208H158ZM175 209H176V208H175ZM181 209H182V208H181ZM200 209H202V206H201V208L199 207L198 211H199ZM252 209H253V208H251V210H252ZM254 209H253V210H254ZM22 210L27 211L26 209H22ZM22 210H21V211H22ZM91 210H92V209H91ZM121 210H122V209H121ZM159 210H160V209H159ZM159 210H157V211H159ZM162 210H163V209H162ZM182 210H183V209H182ZM196 210H197V209H196ZM202 210L204 211V209H202ZM242 210H243V209H242ZM31 211H32V206H31ZM99 211H100V209H99ZM133 211H134V210H133ZM194 211H195V210H194ZM219 211H220V210H218V212H219ZM243 211H244V210H243ZM255 211H257V210H255ZM17 212H18V211H17ZM33 212H34V210H33ZM95 212H96V210H95ZM151 212H152V211H151ZM171 212H172V211H171ZM171 212H170V214H171ZM216 212H217V211H216ZM240 212H241V211H240ZM251 212H254V211H251ZM15 213H16V212H15ZM18 213H20V212H18ZM27 213H28V212H27ZM35 213H36V212H35ZM43 213H44V212H43ZM60 213H61V212H60ZM192 213H193V212H192ZM222 213H223V212H222ZM235 213H236V212H235ZM242 213H244V212H242ZM21 214H24V211H23V213L21 212ZM40 214H41V213H40ZM62 214H63V213H62ZM14 215H15V214H14ZM19 215H20V214H19ZM26 215H27V214H26ZM38 215H39V214H38ZM38 215H37V216H38ZM91 215H92V214H91ZM154 215H155V214H154ZM174 215L176 216V214H174ZM215 215H216V214H215ZM239 215H240V214H239ZM248 215H249V214H248ZM22 216H25V214L22 215ZM29 216H30V215H29ZM64 216H66V215H64ZM103 216H104V215H103ZM110 216H111V215H110ZM166 216H167V214H166ZM166 216H162V217H165V218H166ZM187 216H188V215H187ZM233 216H234V215H233ZM235 216H236V215H235ZM30 217H32V216H30ZM133 217H134V216H133ZM189 217H190V216H189ZM191 217H192V216H191ZM193 217H195V215H194ZM197 217H198V216H197ZM239 217H240V216H239ZM21 218H22V217H21ZM26 218H27V220H28V217H26ZM40 218H42V217H40ZM124 218H125V217H124ZM129 218H131V217H129ZM157 218H158V217H157ZM160 218H161V217H160ZM167 218H168V216H167ZM172 218H173V217H172ZM176 218H179V217L177 216ZM260 218H262V219H260ZM260 218H259V219H260L261 221H263L264 217H261V216H260ZM42 219H43V218H42ZM68 219H69V218H68ZM94 219H96L95 221H98L97 218H94ZM94 219H93V220H94ZM105 219H106V218H105ZM121 219H123V218H120V220H121ZM173 219H174V218H173ZM173 219H172V222L174 221V224H175V219H174V220H173ZM183 219H184V218H182V220H183ZM209 219H210V218H209ZM228 219H229V218H228ZM232 219H233V218H232ZM232 219H231V220H232ZM251 219H252V218H251ZM255 219H256V218H255ZM259 219H258V220H259ZM118 220H119V218H118ZM118 220H117V221H118ZM164 220H165V219H164ZM179 220H180V218H179ZM179 220H178V221H179ZM201 220H202V218H201ZM214 220H215V218H214ZM214 220H213V221H214ZM217 220H219V219H217ZM18 221H19V220H18ZM21 221H22V223H24L23 220H21ZM31 221H32V220H31ZM40 221H41V220H40ZM95 221H94L93 223H95ZM99 221H100V219H99ZM124 221H126V220H124ZM168 221H169V220H168ZM190 221H191V220H190ZM192 221H193V220H192ZM203 221H205V220H204V217H203ZM213 221H212V222H213ZM228 221H229V220H228ZM242 221H243V220H241L240 222H242ZM247 221H248V220H247ZM28 222H30V221H27V223H28ZM38 222H39V221H38ZM41 222H42V221H41ZM44 222H45V221H44ZM48 222H49V224H52V222H50V221H48ZM64 222H65V221H64ZM100 222H101V221H100ZM100 222H99L98 224H100ZM114 222H116V221H114ZM114 222H113V223H109V222L107 221V222H106V225H105V226L103 225V227L105 228V227H107L109 224H110V227H109V226H108V227H109L110 229L113 228V226L116 227L117 225H115ZM118 222H119V221H118ZM118 222H117V223H118ZM120 222H122V221H120ZM130 222H131V221H130ZM170 222H171V220L169 221V223H170ZM188 222H189V221H188ZM212 222H211V223H212ZM226 222H227V221H226ZM236 222H237V220H236ZM236 222H235V223H236ZM253 222H254V221H253ZM258 222H259V221H258ZM19 223H21V222L19 221ZM25 223H26V221H25ZM42 223H43V222H42ZM76 223H77V222H76ZM104 223H105V222H104ZM108 223H109V224H108ZM124 223H125V222H124ZM166 223H167V221H166ZM193 223H195V221H193ZM204 223H205V222H204ZM204 223H202V225H203ZM215 223H216V222H215ZM223 223H224V222H223ZM229 223H230V222H229ZM242 223H243V222H242ZM246 223H247V222H246ZM246 223H245V224H246ZM263 223H264V222H263ZM2 224H3V223H2ZM29 224H30V223H29ZM29 224H28V226H29ZM31 224H32V223H31ZM45 224H46V222H45ZM91 224H92V222H91ZM91 224H89V225H91ZM96 224H97V223H96ZM107 224H108V225H107ZM112 224H114V225H112ZM119 224H120V223H119ZM128 224H129V221H128ZM140 224H141V223H140ZM145 224H146V223H145ZM145 224H144V225H145ZM148 224H149V223H148ZM150 224H151V223H150ZM177 224H178V223H177ZM207 224H209V223H207ZM255 224H256V223H255ZM255 224H254V226H255ZM12 225H13V224H12ZM18 225H19V224H18ZM18 225H17V226H18ZM32 225H33V224H32ZM55 225H56V224H55ZM55 225H54V226H55ZM59 225H60V224H59ZM59 225L57 224V226H59ZM74 225H75V224H74ZM100 225H101V224H100ZM172 225H173V224H172ZM172 225H171L170 227H173ZM182 225H183V224H182ZM184 225H185V224H184ZM214 225H215V224H214ZM256 225H257V224H256ZM21 226H22V225H21ZM54 226H53V227H54ZM63 226H64V225H63ZM111 226H112V227H111ZM120 226H121V225H120ZM165 226H166V225H165ZM174 226H176V225H174ZM179 226H180V223H179ZM179 226H178V227H179ZM187 226H188V224H187ZM218 226H219V225H218ZM218 226H217V227H218ZM220 226H221V225H220ZM220 226H219V227H220ZM225 226H226V225H225ZM238 226H239V225H238ZM26 227H27V224H25V228H26ZM43 227H44V225H43ZM55 227H56V226H55ZM60 227H62V226L60 225ZM90 227H91V226H90ZM90 227H88V228H90ZM101 227H102V226H99V229H100ZM178 227H177V228H178ZM185 227H186V226H185ZM202 227H203V226H202ZM213 227H215V226H213ZM221 227H222V226H221ZM45 228H46V227H45ZM50 228H51V227H50ZM50 228H49V229H50ZM62 228H63V227H62ZM64 228H65V226H64ZM94 228H95V227H94ZM104 228H103V229H104ZM109 228H108V229H109ZM118 228H119V227H118ZM121 228H122V227H121ZM180 228H181V227H180ZM245 228H246V226H245ZM20 229H21V227H20ZM56 229H57L56 231H59L57 227H56ZM69 229H70V227H69ZM91 229H92V227H91ZM91 229H89V230L91 231ZM108 229L106 228V230H108ZM195 229H196V228H195ZM220 229H221V228H220ZM259 229H260V227H259ZM23 230H24V229H23ZM26 230H27V229H26ZM60 230H61V229H60ZM67 230H68V229H67ZM93 230H94V229H93ZM97 230H98V229H97ZM101 230H102V229H101ZM224 230H225V229H224ZM224 230H223L224 233L227 232V231H224ZM226 230H227V229H226ZM245 230H248V229H245ZM24 231H25V230H24ZM27 231H28V230H27ZM27 231H25V232H27ZM61 231L63 232V230H61ZM80 231H81V229H80ZM94 231H95V230H94ZM103 231H104V230H103ZM108 231H110V230H108ZM108 231H106V232L108 233ZM112 231H113V230H112ZM186 231H187V230H186ZM221 231H222V229H221ZM29 232H30V229H29ZM33 232H34V230H33ZM67 232H68V231H67ZM78 232H79V231H78ZM87 232H89V231H87ZM87 232H86V234H89V233H87ZM91 232H92V231H91ZM242 232H243V231H242ZM54 233H55V232H54ZM68 233H69V232H68ZM84 233H85V232H84ZM100 233H101V232H100ZM102 233H103V232H102ZM63 234H64V232H63ZM93 234L96 235V233H93ZM108 234H109V233H108ZM110 234H112L111 231H110ZM113 234H115V233H113ZM186 234H187V233H186ZM192 234H194V233H192ZM250 234H251V233H250ZM67 235H68V234L66 233V236H67ZM74 235H75V234H74ZM77 235H78V234H77ZM79 235H80V232H79ZM91 235H92V234H91ZM97 235H98V234H97ZM102 235H103V234H102ZM106 235H107V234H106ZM39 236H40V235H39ZM107 236H108V235H107ZM187 236H188V235H187ZM13 237H14V236H13ZM68 237H69V236H68ZM170 237H171V236H170ZM185 237H186V236H185ZM46 238H47V237H46ZM106 238H108V237H106ZM106 238L103 239V240H107ZM16 239H17V238H16ZM18 239H19V238H18ZM68 239H69V238H68ZM260 239H261V238H260ZM263 239H264V238H263ZM99 240H100V239H99ZM99 240H98V241H99ZM176 240H177V239H176ZM41 241H42V240H41ZM55 241H56V240H55ZM68 241H69V240H68ZM94 241H95V240H94ZM171 241H172V240H171ZM171 241H170V242H171ZM185 241H186V240H185ZM241 241H242V240H241ZM36 242H37V241H36ZM59 242H60V241H59ZM82 242H83V241H82ZM183 242H184V241H183ZM183 242H182V243H183ZM206 242H207V241H206ZM40 243H42V242H40ZM124 243H125V242H124ZM90 244L93 245L94 242H92V243H90ZM102 244H103V243H102ZM102 244H101V245H102ZM114 244H115V243H114ZM200 244H201V242H200ZM218 244H220V243H218ZM13 245H14V244H13ZM46 245H47V244H46ZM92 245H90V246H87V245H86L87 247H84V248H89V247H90L89 249H91V246H92ZM101 245H100V248H101ZM170 245H171V244H170ZM193 245H194V244H193ZM230 245H231V244H230ZM1 246H2V245H1ZM1 246H0V247H1ZM95 246H97V245L94 244L92 247H95ZM106 246H107V245H106ZM199 246H200V245H199ZM262 246H263V248H264V244H263ZM2 247H3V246H2ZM17 247H18V245H17ZM98 247H99V243H98ZM102 247H103V246H102ZM111 247H113V246L111 245V246L109 247V249H111ZM5 248H6V247L4 246V249H5ZM18 248H19V247H18ZM67 248H68V247H67ZM70 248H71V247H70ZM198 248H199V247H198ZM198 248H197V249H198ZM4 249H3V251H0V264H17V261L14 260L13 257H12L11 255L5 253V252H4ZM9 249H10V248H9ZM16 249H17V248H16ZM92 249H93V248H92ZM98 249H99V248H97V250H98ZM101 249H102V248H101ZM104 249H105V248H104ZM109 249H105V251H104V250H103V251L101 250V251L107 253L106 250H109ZM158 249H159V248H158ZM197 249H196V251H197ZM65 250H66V249H65ZM73 250H74V249H73ZM85 250H86V249H85ZM94 250H95V249H94ZM115 250H116V249H115ZM120 250H121V249H119L118 254H119ZM153 250H154V249H153ZM254 250H255V249H254ZM254 250H252V251H254ZM259 250H260V249H259ZM99 251H100V250H99ZM112 251H113V253H114V250H112ZM112 251H110V252H112ZM134 251H137V250H134ZM164 251H165V250H164ZM183 251H184V250H183ZM189 251H190V250H189ZM196 251H195V253H193V254H190L189 252H188V253H183V254H172V255H171L166 261H164L162 264H226V262H225L224 259L226 258L227 255H226V256L224 255L225 257L222 256V257H224V258L222 259V258L220 257V256L222 255V253H221V254L219 253L220 255L217 253V255H216V254H215L216 252L211 253V252L209 251L208 254H207L206 256H204L203 253H201V252L196 253ZM198 251H199V249H198ZM252 251H251V252H252ZM6 252H7V251H6ZM9 252H10V251H9ZM11 252H12V251H11ZM48 252H49V251H48ZM108 252H109V251H108ZM110 252H109V253H110ZM122 252H123V251H121V253H122ZM137 252H138V251H137ZM137 252H136L135 254H137ZM153 252H154V251H153ZM256 252H257V251H256ZM19 253H21V252H19ZM74 253H75V252H74ZM98 253H99V252H98ZM116 253H117V251H116ZM121 253H120L119 255H122ZM124 253H125V254H123V255H127L126 251H124ZM130 253H131V251H130ZM132 253H133V252H132ZM132 253H131V254H132ZM170 253H171V252H170ZM205 253H206V252H205ZM249 253H250V252H249ZM11 254H12V253H11ZM23 254H24V253H23ZM49 254L51 255V254H53V252H52V253L49 252ZM70 254H71V253H70ZM79 254H80V253H79ZM107 254H108V253H107ZM15 255H18V254H14L13 256H15ZM50 255H49V256H50ZM111 255H112V254H111ZM111 255H110V256H107V257H105V256H103V257H104L105 260H107V262H115V264H160V262H161V261H160L161 259H159V258H158V255L155 254V253H153V254H146V255H143V256L140 255V256H141L140 258H139V257H135V256H133V255H127V256H124V257H122V258H121V257H111ZM114 255H115V254H114ZM137 255H138V254H137ZM218 255H219V256H218ZM25 256H26V255H25ZM84 256H86V255H84ZM112 256H113V255H112ZM228 256H229V254H228ZM233 256H234V255H233ZM251 256H252V255H251ZM251 256H250V257H251ZM18 257H21V255H20V256L18 255ZM53 257H54V256H53ZM82 257H83V256H82ZM248 257H249V256H247V258H248ZM30 258H31V257H30ZM47 258H48V257H46V259H47ZM57 258H58V257H57ZM57 258H55L54 261H51V263H48V264H81V263L77 262L76 259H73V258H69V259H68V262H63L62 260H58ZM233 258H236V257H233ZM253 258H254V257H253ZM15 259H16V257H15ZM19 259H20V258H19ZM26 259H27V256H26ZM236 259H237V258H236ZM20 260H21V259H20ZM31 260H32V258H31ZM41 260H44V261H45V259H44L43 257L41 258ZM23 261H25V260H23ZM252 261H253V260H252ZM40 262H41V261H40ZM28 263H29V262H28ZM99 263H100V262H99ZM19 264H20V263H19ZM25 264H26V263H25Z\"/></svg>",
  "mask_w": 264,
  "mask_h": 264
}]
</instances>
